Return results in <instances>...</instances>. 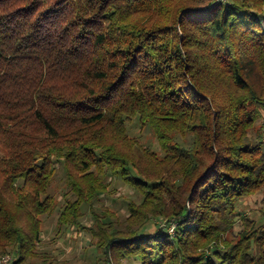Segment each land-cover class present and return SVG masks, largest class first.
<instances>
[{
    "label": "trees",
    "instance_id": "obj_1",
    "mask_svg": "<svg viewBox=\"0 0 264 264\" xmlns=\"http://www.w3.org/2000/svg\"><path fill=\"white\" fill-rule=\"evenodd\" d=\"M263 110L264 0H0V257L57 264L38 246L58 210L108 264H264L237 209L264 190ZM109 176L141 194L124 221L97 205Z\"/></svg>",
    "mask_w": 264,
    "mask_h": 264
},
{
    "label": "rangeland",
    "instance_id": "obj_2",
    "mask_svg": "<svg viewBox=\"0 0 264 264\" xmlns=\"http://www.w3.org/2000/svg\"><path fill=\"white\" fill-rule=\"evenodd\" d=\"M260 122L264 124V110L262 111ZM128 128L131 135L137 136L142 145L151 146L158 150L157 138L147 126L142 127L138 120H134L128 124ZM178 140L181 142H189L190 138L184 141L181 136H178ZM56 166L58 167V173L49 192L57 197L59 202L58 207H61L66 202L64 193L68 189L64 184V170L61 163L56 162ZM108 180L112 183V186H110L111 193L103 195L97 205L101 207L104 204V206L110 207L119 219L124 221L128 215V201L134 199L139 202L142 199L141 194L133 187L127 185L119 177L109 176ZM237 209L255 220L257 226L264 225V190L244 200H239L237 202ZM57 218L58 210L53 214L42 216V239L38 246L39 251L45 252V255L53 259L57 264H108L105 262L103 250L97 248L93 243V237L86 228L83 229L73 226L66 229H59ZM92 219L89 210H86L82 223L89 227L92 225ZM156 221L160 222L161 219ZM152 225L153 223L148 225L150 226L149 230L153 229ZM242 227L241 220L237 218L234 232H239ZM15 253H6L0 258L11 255L15 259ZM125 264H140V262L129 260Z\"/></svg>",
    "mask_w": 264,
    "mask_h": 264
},
{
    "label": "built area",
    "instance_id": "obj_3",
    "mask_svg": "<svg viewBox=\"0 0 264 264\" xmlns=\"http://www.w3.org/2000/svg\"><path fill=\"white\" fill-rule=\"evenodd\" d=\"M217 1H224V0H217ZM174 230V226L170 228L172 232ZM0 264H14V259L11 255H7L5 257L0 258Z\"/></svg>",
    "mask_w": 264,
    "mask_h": 264
}]
</instances>
